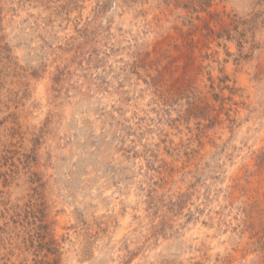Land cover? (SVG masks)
Returning <instances> with one entry per match:
<instances>
[{
	"label": "rangeland",
	"instance_id": "obj_1",
	"mask_svg": "<svg viewBox=\"0 0 264 264\" xmlns=\"http://www.w3.org/2000/svg\"><path fill=\"white\" fill-rule=\"evenodd\" d=\"M0 264H264V0H0Z\"/></svg>",
	"mask_w": 264,
	"mask_h": 264
}]
</instances>
